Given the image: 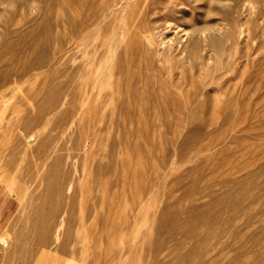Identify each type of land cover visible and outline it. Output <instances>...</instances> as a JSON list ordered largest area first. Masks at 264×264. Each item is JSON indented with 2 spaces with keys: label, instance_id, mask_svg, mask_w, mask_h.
<instances>
[{
  "label": "rangeland",
  "instance_id": "1",
  "mask_svg": "<svg viewBox=\"0 0 264 264\" xmlns=\"http://www.w3.org/2000/svg\"><path fill=\"white\" fill-rule=\"evenodd\" d=\"M0 264H264V0H0Z\"/></svg>",
  "mask_w": 264,
  "mask_h": 264
},
{
  "label": "bare ground",
  "instance_id": "2",
  "mask_svg": "<svg viewBox=\"0 0 264 264\" xmlns=\"http://www.w3.org/2000/svg\"><path fill=\"white\" fill-rule=\"evenodd\" d=\"M5 242V241H4ZM66 242V241H65ZM70 243L71 244H69V246L68 247H66L65 246V243H62L59 247V249H60V252H62V253H64V254H77L78 252H77V248H75V246L76 245H73L72 243L73 242H71L70 241ZM74 244H76V243H74ZM77 247V246H76Z\"/></svg>",
  "mask_w": 264,
  "mask_h": 264
}]
</instances>
